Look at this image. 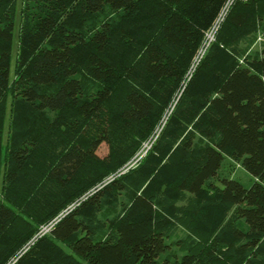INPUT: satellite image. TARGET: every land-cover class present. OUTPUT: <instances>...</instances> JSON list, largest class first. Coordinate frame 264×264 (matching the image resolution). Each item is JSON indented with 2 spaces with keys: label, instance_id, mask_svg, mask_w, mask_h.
<instances>
[{
  "label": "trees",
  "instance_id": "trees-1",
  "mask_svg": "<svg viewBox=\"0 0 264 264\" xmlns=\"http://www.w3.org/2000/svg\"><path fill=\"white\" fill-rule=\"evenodd\" d=\"M16 2L0 0V264L35 235L13 264H264V0H236L175 101L227 0H22L11 77ZM225 153L250 187L217 184Z\"/></svg>",
  "mask_w": 264,
  "mask_h": 264
},
{
  "label": "rangeland",
  "instance_id": "rangeland-1",
  "mask_svg": "<svg viewBox=\"0 0 264 264\" xmlns=\"http://www.w3.org/2000/svg\"><path fill=\"white\" fill-rule=\"evenodd\" d=\"M21 6H22V0H17V2H16V13H15V30H14V36H13V41H12V46H11V61H10L11 62V77H13V75H14L15 66H16V55H17L18 39H19V29H20V22H21ZM232 6L228 9V11L232 8ZM228 11H227V13H228ZM227 13H226V15H227ZM224 18L225 17H223V19L220 21L219 26H218V28H217V30L215 32V36L214 37L217 36V32L221 28V26H222V24L224 22ZM214 40H215V38H214ZM263 47H264V32L260 31V32H258V36H257L256 44L254 45V49L260 52ZM205 51L203 53L198 52L197 55L195 56V58H194V60H193V62L191 64V66L189 67V70L187 71V73H186V75L184 77V80H183V82L181 84V87L179 88V90L177 91V93L175 94V96L173 97V101H175L179 97V95L182 93L183 89L187 85L188 81L193 76V74H194V72H195L198 64L200 63V61L202 60V58H203V56L205 54ZM246 54H248V53H246ZM240 62L241 63H245L246 61H245L244 58H241L240 59ZM173 106H174V104H172L170 106V108H168L165 111V114L163 115V117L161 118L159 124L157 125L156 133H158L161 130V128L163 127V125L167 121L168 116L170 115V113H171V111L173 109ZM8 130H9V127H8V123H7L6 131H5L6 136L8 134ZM146 143L149 145L150 144V141L149 142H146ZM144 150H145V147H143L140 152H144ZM147 151H148V148L146 149V153H147ZM107 153H108V146L106 144H102L100 146L99 150H98V154L100 156H105ZM131 167H128L127 166L126 169L127 168H131ZM122 172H124V170ZM222 178H235V179H238L246 187H250L253 184L254 180H255V178L250 173H248L241 166V164L235 162L230 157V155L228 153H225V159L223 161V164H222L221 169L218 172V176L216 178L217 184H222V182H221V179ZM107 179H110V177L109 178H106L105 181ZM149 180H151V179H149ZM77 202L75 201L71 205H74ZM219 216H221V212L219 210H213V211L209 212L208 219L209 220H212L214 218H219ZM40 230H41V233L48 232L45 229L44 226H41L40 227ZM199 230H200V232H199L200 235L206 236V234L210 233V230H208L207 224H205V226H202ZM35 240H36V235L22 248V250L16 256H13L11 258V260L8 262V264H13L18 259V257L21 254H23L30 247V245H32L34 243ZM170 251L171 252L172 251L173 252H176L178 255H181L182 254L181 251L178 250L177 247H175V246L171 247Z\"/></svg>",
  "mask_w": 264,
  "mask_h": 264
},
{
  "label": "built area",
  "instance_id": "built-area-1",
  "mask_svg": "<svg viewBox=\"0 0 264 264\" xmlns=\"http://www.w3.org/2000/svg\"><path fill=\"white\" fill-rule=\"evenodd\" d=\"M243 1H247V0H243ZM236 2V0H227V2H226V4H225V6H224V8H223V10H222V12H221V14H220V16L218 17V19H217V21L214 23V25H213V27L209 30V31H207L206 32V36H205V41H204V43H203V45H202V47H201V49H200V51L199 52H201V53H203L206 49H207V47H208V45L210 44V42L211 41H213L214 40V36H215V32H216V30H217V28H218V26H219V23H220V21L223 19V17H225V15H226V13H227V11H228V9L234 4ZM151 142H150V144L148 145L147 143L146 144H144V147H145V150H144V152H139L137 155H136V157L128 164V167H131V166H134L136 163H138V161L145 155V153H146V149L148 148H150L151 147ZM128 169V168H127ZM50 226H45V229L47 230V231H49L50 230Z\"/></svg>",
  "mask_w": 264,
  "mask_h": 264
}]
</instances>
